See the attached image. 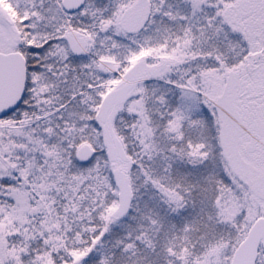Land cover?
<instances>
[{
  "label": "snow or ice",
  "instance_id": "snow-or-ice-1",
  "mask_svg": "<svg viewBox=\"0 0 264 264\" xmlns=\"http://www.w3.org/2000/svg\"><path fill=\"white\" fill-rule=\"evenodd\" d=\"M0 264H264V0H0Z\"/></svg>",
  "mask_w": 264,
  "mask_h": 264
}]
</instances>
